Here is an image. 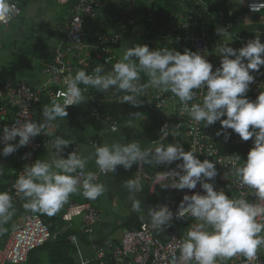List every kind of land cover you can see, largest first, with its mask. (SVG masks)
Listing matches in <instances>:
<instances>
[{
  "label": "clouds",
  "instance_id": "9594fccd",
  "mask_svg": "<svg viewBox=\"0 0 264 264\" xmlns=\"http://www.w3.org/2000/svg\"><path fill=\"white\" fill-rule=\"evenodd\" d=\"M66 0H60L65 3ZM243 4L244 0H236ZM264 9V0L249 4V10L260 12ZM11 0H0V22L11 21ZM222 37H231L224 28L217 29ZM221 56L220 66L213 71V65L203 55L185 49L183 53L167 47L150 50L148 45H135L126 48L122 57L105 71L97 66L89 74L85 70L76 71L64 78L66 91L63 102L53 99L51 104L42 108V120L26 121L20 125L4 126L0 133V155L7 157L19 148L30 144L36 136L45 133L53 121L64 120L68 116L67 108L79 105L86 100L89 88L99 92L112 90L113 95L124 93L121 101L139 106L142 92L152 87L159 93L170 92L184 106V111L199 126L205 128L220 123L216 136L230 138L228 129L248 141L253 139V147L246 161L230 157V172L240 187L250 190V195L264 202V91L257 98L249 100L247 92L255 82L252 72L260 73L264 66V43L259 37L249 40L239 49L228 46L227 42L218 49ZM141 73L148 77L147 83H141ZM51 83V81H49ZM81 85L84 87L82 88ZM206 89V91H205ZM197 90H203L200 103L189 102L197 98ZM5 119L0 114V120ZM51 135V133H48ZM177 136L178 125L170 129L164 125L160 129L159 142L151 147L142 148L138 142H114L95 145L92 154L97 172H85L91 156L83 157L75 151L64 158L61 153L72 142L63 136H56L48 142L51 158L48 161L37 159L26 165L13 184L16 196L24 203L25 212L44 214L49 217L57 214L72 194L81 191L79 177L83 176L82 195L85 199L96 200L106 192L103 183L97 182L98 173H113L117 166L125 170L133 165L177 163L179 171L159 172L155 184L161 188L193 190L200 185L204 194L199 192L184 195L173 213L167 205H158L147 209L150 226L164 231L171 226L173 218H192L194 226L186 231L179 240L180 264H223L234 256H242L246 261L256 258L257 252L264 247V203H252L244 198L229 197L223 190H216L212 182L218 175L216 162L197 158L196 150L185 151L182 144L163 143L169 136ZM17 143H10L16 141ZM55 149V152L52 151ZM212 154L209 153V156ZM3 168L0 167V175ZM76 174V175H73ZM129 193L137 191V181L127 179L123 183ZM132 211L144 218L141 202L133 196ZM16 209L13 196L9 191L0 192V236L8 229L5 227L13 218Z\"/></svg>",
  "mask_w": 264,
  "mask_h": 264
},
{
  "label": "built area",
  "instance_id": "2783aa9c",
  "mask_svg": "<svg viewBox=\"0 0 264 264\" xmlns=\"http://www.w3.org/2000/svg\"><path fill=\"white\" fill-rule=\"evenodd\" d=\"M73 1L68 22L55 29V33L61 37L64 45H58L54 50L51 61L45 63L41 68L42 74L48 78V81L55 83L57 87L50 88L46 85L33 87L24 81L12 78H7L0 83V114L5 116V119L0 120V133L6 125L11 127L14 124L18 126L26 121H37V107L43 97L49 100L57 99L62 103L64 97L58 94L66 91L64 78L69 73L73 75L77 66L86 65L91 56H94L96 60H101L104 64L113 62V46L121 40L120 36L114 32L101 31L95 38L97 43L95 51L92 53L88 50L82 52L84 48L88 47L86 21L99 16L101 9L104 7V0ZM113 1L128 4L133 0ZM146 1L150 5L154 2V0ZM253 2H260V0H244L243 6L238 11H228L225 14L219 10L214 11L206 0H178L179 10L170 13L161 20L157 15H154V9L151 6L148 9L147 24L143 31L144 45H148L151 50L167 47L181 53L185 49L197 52L212 63L213 71H215V68L220 66L221 56L218 49L222 43L227 42L228 46L235 49H239L247 43V36L251 33L245 29V25L254 23L255 18L264 11V9L260 12L250 11L249 4ZM11 4L12 21L21 15L22 8L14 0H11ZM180 5L183 6V9ZM113 19L116 22L125 21L132 31L137 25L134 19L126 14H116ZM0 25L6 24L0 22ZM219 28H224L231 39L219 35L217 32ZM263 70L264 66L261 67L260 73H251L255 76V82L250 85L246 94L249 100L254 101L263 91L261 78ZM147 82L148 77L141 80V83ZM85 94L88 98L90 116L99 117L102 126L116 131L118 129L117 121L110 115H100L99 102L95 94L90 89ZM203 94V90H197V98L189 102V107L192 103H200ZM140 97L151 114L154 115L158 124V135L151 142L152 145L159 142L160 129L164 125H168L170 129H174L178 125L179 135L175 137L169 135L163 143L179 142L185 151L194 148L196 150L195 155L201 161L204 159L218 161L215 164L218 175L214 181H210L214 184L216 190H223L230 198H244L252 203H264L257 201L254 196L250 195L248 188L238 186L236 178L230 172V157L234 158L238 155L241 158L239 163L246 161L249 150L254 146V138L244 141L231 129L227 130L230 134V138L227 140L223 135L216 136V132L221 127L219 122L207 128L203 125L198 126L186 111L182 114L184 106L170 92L159 93L156 89L149 87L142 92ZM48 130L49 128L46 129L45 133L32 139L29 145L19 148L22 166L11 168V177L4 190L9 191L13 196V205L22 201L20 197L16 196L13 184L24 167L35 162L36 154L44 148H48V142L53 140L48 136ZM18 139L10 143L18 142ZM3 146V143H0V149ZM234 148L241 151H235ZM53 150L55 151V149ZM73 151L78 154L76 144H70L63 150L61 155L67 158L68 154ZM209 153L212 155L209 156ZM177 163L154 166L151 173H146L141 169L138 182V187L142 190L145 186L148 194H154L156 189L159 188L160 196L164 197L162 205H167L173 213L177 211L184 195H192L197 192L204 194L199 184L193 190L186 188L183 190L164 189L159 184H155L159 172L179 171L176 166ZM0 167H6L2 155H0ZM117 173L118 166L115 172L107 174L115 175ZM100 175L105 174L98 173L97 182ZM83 179V176L79 177L81 189ZM71 211H74L76 215H82V234L92 235L94 227L101 221L99 210L88 202L73 204L69 206L68 213L64 215L65 219L71 218L69 215ZM194 224L195 221L192 218L184 220L175 219L174 217L170 227H166L164 231H158L150 226L149 221L145 222L138 229L124 230L117 242L105 239L101 244H98V242L93 241L90 243L93 256L90 259H82L80 264H180L177 244L183 238V232L194 226ZM55 235L51 233L48 226L37 214L25 215L22 224H16L12 228L8 235V241L4 247L0 248V264L27 263L30 253L44 246ZM70 241L77 246L79 243L78 236L72 235ZM233 259V264H264V247L258 250L256 258L252 261H246L242 256H234Z\"/></svg>",
  "mask_w": 264,
  "mask_h": 264
},
{
  "label": "crops",
  "instance_id": "0c3cea01",
  "mask_svg": "<svg viewBox=\"0 0 264 264\" xmlns=\"http://www.w3.org/2000/svg\"><path fill=\"white\" fill-rule=\"evenodd\" d=\"M18 1L22 4L23 1L26 2V4H23L21 7L22 12L29 22L34 21L33 29L36 31L35 33H38V35L49 36L50 39H53L54 42L50 44V41L47 38L45 40L44 38L39 39L37 37L33 39L34 36L30 35V40H28V44H26L25 47H34L41 52V55L39 56L34 53H25L26 50L24 47L21 48L19 52H15V59H5L3 61L4 64H0V68L2 66L6 67L8 70L14 73V79L24 81L33 87L46 85L50 88H56V84L49 83L48 78L42 74L41 68L45 63L51 61L55 48L60 44L64 45L61 37L55 33V29L68 22L71 14V3L73 0H66L65 3H60V0H55L57 4L63 8V11L55 13L54 15L51 14L48 17L46 14L47 10L44 4H48L49 0ZM211 1L217 4L221 1H224L223 5L225 9L230 12L238 11L244 4H239L236 2V0ZM123 7L124 5L122 3L113 0H104V7L101 9L99 16L97 18L88 19L86 21V40L88 42V47L84 48L82 52L88 50L92 53L95 51V49L97 48L95 38L101 31L106 30L109 32L117 33L121 38L119 45L112 49L113 62L111 64L103 63V65H101L106 72L110 71L112 66L122 57L123 51L126 48L133 47L135 45H144L143 31L146 25L144 22L138 23L132 31L130 26L127 25L125 21H114V15L119 13L123 14ZM127 26L129 28H127ZM263 33L264 31H261V34ZM1 62L2 60L0 59V63ZM145 77L147 76L144 73H141V80H143ZM261 78L264 91L263 72L261 74ZM89 89L98 98L99 107L103 111V115L112 116L117 121L118 129L116 131H112L108 127L102 126L100 118H98L99 122L93 121L97 117L90 116L88 110V98L85 94L86 100L84 102L80 103L79 105H73L67 108L68 116L65 117L64 120L57 119L56 121H53L51 127L48 130V133H51V135L48 134V136H50V138H52L53 140L56 136H63V138L70 140L72 142L71 144L77 145L78 155L83 157H92L91 159H89L86 165V172L97 171L95 158L92 155L95 151V145H100L103 143L112 144L114 142L127 143L135 141L138 142L142 148H148L152 146L151 142L158 135V124L155 121L154 115L151 114L148 108H143L142 104H140L139 106H133L127 102L121 101L120 98L124 95V93H117L116 95H113L112 90L103 93L93 88ZM139 99L143 100L141 97H139ZM51 102L52 100H49L46 97H43L41 99L37 107L36 114V119L38 122L42 120V108L45 105L51 104ZM52 151L55 152L53 149ZM50 158V151L48 150V148H44L42 151L36 154L35 161L37 159L48 161L50 160ZM2 160L6 164V167H3V174L0 175L1 183L4 184L9 183V179L11 177V168H19L22 166L20 149L7 157L2 156ZM144 166L145 165H133L128 170H125L123 166H118L117 174L100 175L98 178V182L103 183L107 189L102 196H100L96 200H88L83 197L81 189L79 193L72 194L69 197L68 202L64 204L60 211L53 216L60 226V230L55 232V234L70 229L73 230V233L66 238L67 243L70 245V248L67 249L70 251H66L67 259L65 261V264H80L82 259H90L93 256V250L90 247V243L94 241L96 243L98 242V244H101L105 239H111L117 242L122 232L124 230H127L126 228H120V225L131 212H136L132 211V200L127 199L123 194L124 191H128L123 187V183L125 180L132 178L137 181V191L134 192V198L138 199L141 202V208L144 209L143 216L147 214L146 212L149 207H155L148 204L145 196L143 195L145 194V192H147L145 186H143L142 190L140 187H138L141 171L143 170L144 172H146L144 170ZM149 167L151 168L150 172L153 171L154 166L147 165V168ZM138 193H142V197H140ZM155 193L148 195L154 196ZM157 197L158 199H160V203H158L156 206L162 205V200L164 199V197H161L159 192L157 194ZM87 202L96 207L101 214V221L94 227L92 235L90 236L83 235L81 232V226L83 223L81 214L76 215L74 214V211H71L69 213L71 218L68 220L64 218V215L68 213V208L70 205L83 204ZM23 203L24 201L22 200L14 205L16 213L13 216L12 220L7 225H5L8 231L3 236H0V248L4 247V245L8 241V235L12 228L16 224H22L25 215L30 214V212H25V210L23 209ZM106 203L110 204L111 207L114 206L115 209H117L121 205L124 206L125 218L123 217L122 219H120L119 215H117L116 213L111 215L110 212H105L101 205H105ZM37 215H40L42 217L47 216L39 213H37ZM138 215L141 216V214ZM73 216H78V219L74 221L72 219ZM18 219H20L19 222L13 223L14 220ZM114 220L121 221L120 225L111 227L108 221L113 222ZM185 232H183V235L186 234ZM72 235L78 236L79 243L77 244V246L70 241V237ZM49 251V248L37 249L36 251L32 252L27 263L25 264H56L50 260ZM233 261L234 259L232 257L231 259L224 261L223 264H233Z\"/></svg>",
  "mask_w": 264,
  "mask_h": 264
},
{
  "label": "trees",
  "instance_id": "16d2710c",
  "mask_svg": "<svg viewBox=\"0 0 264 264\" xmlns=\"http://www.w3.org/2000/svg\"><path fill=\"white\" fill-rule=\"evenodd\" d=\"M16 2H18V4L20 5V7H22L23 4H26L25 1H23V4L20 3L18 0H14ZM210 6L212 7V9L214 11H222L223 13H227L228 11L225 9L223 3L224 1L217 3L212 2L211 0H206ZM74 1H72L71 5L73 6ZM124 5L123 7V14H126L128 16H130L131 18L134 19V22L136 24L140 23V22H144L145 24H147L146 22V16L148 14V9L152 8L154 9V15H157L158 18L161 20L162 18L164 19L167 15H169L170 13H173L177 10H179V5H178V0H154L153 4H149L147 3L146 0H133L132 2L126 4V3H122ZM71 6V8H72ZM261 15H264V11L262 12ZM260 15V16H261ZM258 17V16H257ZM127 28H129L127 26ZM257 36L259 37L261 43H264V34H248L247 36V42L249 40L255 39L257 38ZM120 43V41H119ZM119 43L115 44L113 46L116 47L119 45ZM26 52L28 54L34 53L37 55H41V52L38 51L36 48L34 47H30L27 46L25 47ZM103 65V62L101 60H96L94 58V56H91L88 60H87V64L86 65H79L77 66L76 70L74 71L73 76L75 75L76 71L78 70H85L87 73L92 72V70L97 67V66H101ZM7 78H12L14 79V73L10 70H8L6 67L2 66L0 68V83L4 82ZM83 86V85H81ZM142 101V105L143 108L146 107L148 108L145 104L144 101ZM100 115L103 114V111L100 109ZM99 117L95 118L93 121L99 122ZM234 150L236 151H241L238 150L236 148H234ZM8 183H1V179H0V192L4 191L6 186ZM40 216V215H39ZM42 221L49 227V230L51 231L52 234H55V232L60 230V226L59 224L56 222L55 218L53 216L49 217H42ZM141 216H139L137 213H133L131 212L126 219L121 223L120 228H126L129 230H135L138 229L140 227L141 224L148 222L149 218L147 216V214L144 216L143 219L140 218ZM73 233V230H66L63 231L61 233H58L55 235V237L53 239H50L44 246L38 248V249H42V248H49V257L50 260L56 264H65V261L67 259V252L66 251H70L67 248H70L69 244L66 241V238ZM101 242V241H99ZM37 250V249H36ZM34 250V251H36ZM33 251V252H34ZM32 254V252L30 253V255ZM30 257V256H29Z\"/></svg>",
  "mask_w": 264,
  "mask_h": 264
},
{
  "label": "rangeland",
  "instance_id": "374dc122",
  "mask_svg": "<svg viewBox=\"0 0 264 264\" xmlns=\"http://www.w3.org/2000/svg\"><path fill=\"white\" fill-rule=\"evenodd\" d=\"M44 6L46 7L47 10L46 11L47 17L50 16L51 14L54 15L55 13H59L63 11V8L60 5H58L55 0H49L48 4L45 3ZM180 7L183 9V6L180 5ZM33 27H34V21L29 22L23 12L19 17L14 18L11 22H9L8 25L0 26V59L2 60V62L7 58L11 60L15 59L14 57L15 52L16 53L19 52L21 48H24L26 44H28V40H30V35L34 36L33 39L37 37L39 39L44 38L45 40L47 38L50 41L49 42L50 44L54 42L53 39H50L49 36L38 35V33L36 34L35 33L36 31L33 29ZM245 29L253 34H261V31H264V15L256 17L254 23L245 25ZM2 62L0 64H4V62L3 63ZM262 72L264 73V71ZM144 167H145L144 170L146 172L149 173L152 172V171L150 172L151 168L150 167L147 168L146 164ZM158 190L159 188L156 189V193L154 196L148 195L147 192L143 194L148 204L152 206H156L158 203H160V199H158L157 197V194L159 192ZM123 194L126 196L127 199H129L130 195L135 197V194L129 193V191H124ZM138 195L142 197V193H138ZM101 206L103 207L105 212H110L111 215L116 213L117 215H119L120 219H122L123 217L125 218L124 206L121 205L117 209H115L114 206L111 207V205L107 203L105 205L102 204ZM108 217H109V213H108ZM72 219L75 221L78 219V216H73ZM19 220L20 219L14 220L13 223H17L19 222ZM108 223H110V226L113 227V226H119L121 221L114 220L113 222L108 221Z\"/></svg>",
  "mask_w": 264,
  "mask_h": 264
}]
</instances>
